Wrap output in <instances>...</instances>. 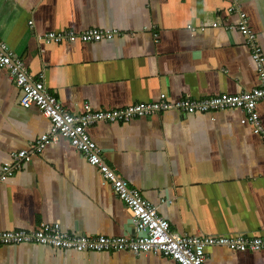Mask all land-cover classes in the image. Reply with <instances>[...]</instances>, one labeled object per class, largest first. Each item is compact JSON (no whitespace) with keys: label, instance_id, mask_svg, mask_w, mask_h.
Listing matches in <instances>:
<instances>
[{"label":"crops","instance_id":"1","mask_svg":"<svg viewBox=\"0 0 264 264\" xmlns=\"http://www.w3.org/2000/svg\"><path fill=\"white\" fill-rule=\"evenodd\" d=\"M264 56V0H237ZM228 0H0V39L31 81L41 80L72 115L133 103L238 94L259 79ZM213 24H217L213 27ZM116 30L93 43L46 42L49 32ZM0 68V168L50 122L23 108ZM264 132V100L256 104ZM238 109L168 110L86 132L104 163L157 208L170 232L264 237V138ZM58 224L63 232L123 237L130 216L96 169L66 140L34 154L0 183V231ZM206 264H264V251L205 248ZM0 264H176L160 254L0 246Z\"/></svg>","mask_w":264,"mask_h":264},{"label":"built area","instance_id":"2","mask_svg":"<svg viewBox=\"0 0 264 264\" xmlns=\"http://www.w3.org/2000/svg\"><path fill=\"white\" fill-rule=\"evenodd\" d=\"M228 12L237 16V30L245 37L250 57L256 69L259 84L249 91L238 94H219L204 99L181 98L168 101L164 94L158 100L147 103H133L118 109L92 110L84 106L83 113L72 115L60 102L47 92L41 80L31 81L23 61L0 39V68L7 70L9 78L20 91L19 104L23 108L35 106L50 122V130L41 134L28 148L13 152L11 161L0 168V183L12 178L16 170L34 154L41 152L48 144L59 139L66 140L79 150L89 165L93 166L102 179L111 186L116 197L129 213L134 230L133 235L123 237L84 236L63 232L58 224L41 223L33 230L0 231V246L8 244L36 243L62 251L76 252H130L160 254L176 264H206L205 248L225 247L236 252L264 251V237L251 236H209L195 237L170 232L168 222L157 208L144 200L127 182L118 177L105 163L86 129L98 123L128 122L135 118L149 117L168 110L182 114L205 113L238 109L243 112L242 124H249L253 132L264 138L256 104L264 100V56L256 37L249 27L246 14L237 0H228ZM216 27L217 24H213ZM119 32L90 28L82 32L64 30L49 32L42 39L46 42L84 43L110 40Z\"/></svg>","mask_w":264,"mask_h":264}]
</instances>
